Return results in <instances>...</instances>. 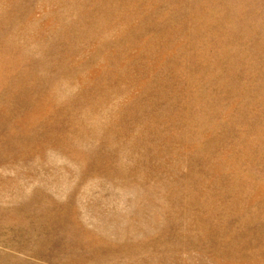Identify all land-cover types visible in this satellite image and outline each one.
Wrapping results in <instances>:
<instances>
[{
	"label": "rangeland",
	"instance_id": "obj_1",
	"mask_svg": "<svg viewBox=\"0 0 264 264\" xmlns=\"http://www.w3.org/2000/svg\"><path fill=\"white\" fill-rule=\"evenodd\" d=\"M0 264H264V0H0Z\"/></svg>",
	"mask_w": 264,
	"mask_h": 264
},
{
	"label": "bare ground",
	"instance_id": "obj_2",
	"mask_svg": "<svg viewBox=\"0 0 264 264\" xmlns=\"http://www.w3.org/2000/svg\"><path fill=\"white\" fill-rule=\"evenodd\" d=\"M64 221H66V220H64ZM75 229H77V228H75ZM80 248V247H79ZM81 249V248H80Z\"/></svg>",
	"mask_w": 264,
	"mask_h": 264
}]
</instances>
